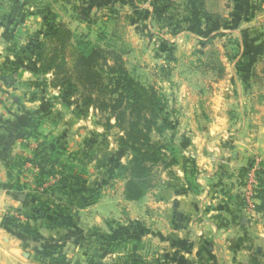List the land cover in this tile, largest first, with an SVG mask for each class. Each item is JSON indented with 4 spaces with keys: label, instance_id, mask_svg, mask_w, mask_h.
Returning <instances> with one entry per match:
<instances>
[{
    "label": "rangeland",
    "instance_id": "rangeland-1",
    "mask_svg": "<svg viewBox=\"0 0 264 264\" xmlns=\"http://www.w3.org/2000/svg\"><path fill=\"white\" fill-rule=\"evenodd\" d=\"M123 1L0 0V18L22 27V32L17 34L21 41L14 38L12 41L14 48L21 47L16 49L22 53L21 64L17 67L0 62V104L2 111L20 112L23 116L17 122L20 128L16 132L12 130L14 133L5 146L7 160L20 162L18 167L10 166L13 176L8 182L19 187L25 185L20 191L14 188L16 195L7 191L14 204L0 207V245L7 238L6 246L22 251L28 264H49L47 256L54 250L63 252L70 264H90V261L94 264H245L244 257L233 255L237 251L229 249L238 242L222 240L217 245L196 239L187 231H179L181 235L176 240L170 239L174 235L170 234L164 206L166 187L176 180L177 166L172 168V175L162 171L155 187L142 199L125 200L124 180L117 176V164L127 161L130 153L118 144L122 132L116 126L105 125L107 114L94 107H81L77 96H63L58 88L44 85L30 71L37 65L35 40H42L51 28V19L70 28L74 39L82 35L104 44L106 40L99 33H114L111 44L121 53L125 67L141 83L152 85L165 95L168 117L164 122L170 126L166 138H172L175 148L186 156L185 179L192 183L188 187L191 192L196 193L199 189L193 187L198 166L192 157L190 138L196 126L205 123L202 112L212 117L213 106L217 105L223 108L221 116L230 118L231 112H236L233 110L237 98L231 95L235 84L228 75L230 58L239 55L238 41L231 33L210 29L183 33L182 25L168 16L176 0L162 14L161 7L154 10L149 0H135L141 9H135L130 0ZM152 9L153 14L146 15ZM26 38L29 42H24ZM256 73L262 79L252 81V86H241L252 87L257 92L253 99L244 98L250 101L249 106L262 104L264 63L257 66ZM47 78H51L50 74ZM31 120L40 123L39 131L45 135L48 146L63 150L61 159L73 158V163L85 170V185L64 189L58 183V175L49 176L36 186L39 169L30 160L38 140L26 137L29 131L22 128ZM110 122L113 124L114 120ZM80 150L92 158H84L77 152ZM254 167L256 188L246 182V172ZM4 170L7 173L5 165ZM228 174L247 223L263 232L264 211L258 209L261 204L258 191L260 175L264 183V160L253 155ZM87 190L98 192V201L74 210L77 194H88ZM61 204L69 207L64 209ZM45 209L49 212L41 217ZM254 243L256 250L264 248V240L259 238ZM221 251L226 254L223 258ZM255 260L261 263V258Z\"/></svg>",
    "mask_w": 264,
    "mask_h": 264
},
{
    "label": "crops",
    "instance_id": "crops-1",
    "mask_svg": "<svg viewBox=\"0 0 264 264\" xmlns=\"http://www.w3.org/2000/svg\"><path fill=\"white\" fill-rule=\"evenodd\" d=\"M130 1L136 5L135 9H141L135 0ZM263 1L176 0L168 13L170 18L182 25L183 33H192L194 30L201 32L206 29L212 32L231 33L236 37L239 49V55L230 58L231 72L228 75L229 80L235 84V91L231 95L237 98L233 110L236 112H231L230 118L221 116L223 108L218 105L213 106L212 117L202 112V117L206 118V125L204 123L202 126H196L195 133L190 138L192 157L196 159L198 166L195 184L199 190L193 193L188 188L181 165L176 168V180L167 183L164 210L170 234L174 235L170 239L176 240L181 235L179 231H187L196 239L213 241L217 245L222 240L238 242L240 244L229 249L237 251L236 254L232 252L233 255L244 257L245 264H258L255 258H261L260 264H264V248L256 250L257 246L254 243L259 238L261 241L264 240V231L253 229L252 224L247 223L234 191L231 174L228 173L230 169L240 168L253 155H260L264 160V94H259L263 96L261 105L249 106L250 101L244 98L253 99L257 92L252 87L241 88L245 84L252 86L251 82L255 79H262L256 76V68L264 63ZM149 2L155 10L160 6L161 0ZM153 9L147 11L146 15L153 14ZM4 18H0V62L13 63L18 67L21 64L22 53L16 49L21 47L19 45L14 48L12 41L13 38L21 41L20 35L17 34L22 32V27L8 24ZM27 40L26 38L24 42H29ZM238 62L241 65L236 67ZM223 63L226 64L222 62V65ZM34 68L35 66L30 71L32 72ZM237 84L240 88H236ZM2 108L0 104L1 183L6 181L4 163L8 159V152L5 145L10 135L14 133L12 130L16 132L20 128L17 122L23 117L20 112L11 113L5 109L2 111ZM26 109L29 111L30 108ZM247 129L251 132H246ZM13 204L12 197L5 189L0 188V207ZM3 239L4 242L0 245V264H28L25 254L14 247H7L8 239L5 237ZM221 255L222 258L226 256L222 251Z\"/></svg>",
    "mask_w": 264,
    "mask_h": 264
},
{
    "label": "trees",
    "instance_id": "trees-1",
    "mask_svg": "<svg viewBox=\"0 0 264 264\" xmlns=\"http://www.w3.org/2000/svg\"><path fill=\"white\" fill-rule=\"evenodd\" d=\"M174 2L175 0H161L160 13H164ZM51 22V28L45 32L42 40H35L38 54L37 65L32 73L37 79L40 78L44 85L48 83L51 87L58 88L63 96H77L81 107H94L107 114L105 125L116 126L122 132L118 144L130 153L127 161L117 164V176L124 180V199L127 201L142 199L155 187V181L160 173L167 171L172 175L174 174L172 168L175 166L181 165L187 176L186 156L175 148L172 138H166L170 126L164 122L168 117L165 95L154 86L141 83L125 67L121 53L115 44H111L114 33L106 34L101 31L99 37L106 42L100 44L82 35L74 39V33L70 28L59 22L53 23L52 19ZM240 64L238 62L236 67ZM48 74L50 79L47 78ZM111 119L114 120L113 124L110 122ZM26 124L22 125V128L29 131L26 132V137L31 136L38 140L33 150L34 156L30 160L39 169L34 181L36 186L42 185L49 176L58 175L60 176L58 183L64 189H68V186L85 185V170L79 169L73 163V158L61 159L62 149L48 146L45 135L39 131L40 123L31 120ZM40 148L42 150H39ZM43 151L47 153L37 158ZM77 152L83 154L84 158H92L86 151ZM19 164L20 162L16 160H6L7 180L0 182V188L13 195H16L14 188L20 191L25 186L19 187L8 182L13 176L10 166L14 168ZM185 181L189 187L190 181L187 179ZM260 182L258 198L261 204L258 209L264 211V183L261 175ZM197 187L194 183L193 188L196 191ZM87 191L88 194H77L74 210L78 211L98 201V192ZM59 206L69 207L64 204ZM48 212V209L42 210L41 217ZM47 260L49 264H70V260L59 250L50 252ZM90 264L94 263L90 261Z\"/></svg>",
    "mask_w": 264,
    "mask_h": 264
},
{
    "label": "built area",
    "instance_id": "built-area-1",
    "mask_svg": "<svg viewBox=\"0 0 264 264\" xmlns=\"http://www.w3.org/2000/svg\"><path fill=\"white\" fill-rule=\"evenodd\" d=\"M255 160H256V162H258V159L255 158ZM256 166H257V163H256ZM256 169L257 168L254 167V168L249 169L246 172V182H247L249 187L256 188L258 186L257 178H256L257 176L255 174Z\"/></svg>",
    "mask_w": 264,
    "mask_h": 264
}]
</instances>
